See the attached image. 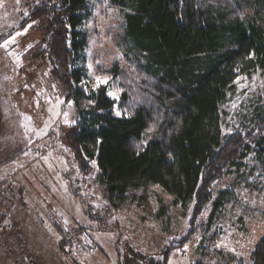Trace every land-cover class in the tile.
I'll return each instance as SVG.
<instances>
[{
    "label": "rangeland",
    "instance_id": "1",
    "mask_svg": "<svg viewBox=\"0 0 264 264\" xmlns=\"http://www.w3.org/2000/svg\"><path fill=\"white\" fill-rule=\"evenodd\" d=\"M47 1L0 0V250L15 252L0 264H130L131 250L159 260L170 248L167 264H253L264 236V170L254 153L213 183L196 219L195 202L182 207L158 185L114 205L98 181L97 161L84 169L68 137L78 110L41 52L46 20L30 19ZM232 1L245 20L263 23L264 0ZM89 9L86 88L109 77L122 115L123 85L135 77L125 12L108 0H91ZM263 102L264 70L241 75L222 106L224 136L264 135L256 124Z\"/></svg>",
    "mask_w": 264,
    "mask_h": 264
},
{
    "label": "trees",
    "instance_id": "2",
    "mask_svg": "<svg viewBox=\"0 0 264 264\" xmlns=\"http://www.w3.org/2000/svg\"><path fill=\"white\" fill-rule=\"evenodd\" d=\"M108 1L125 12V35L135 53L122 115L106 85L86 88L83 27L91 0H48L30 16L46 20L41 52L65 88V101L78 110L68 132L76 157L85 170L97 161L98 181L112 204L158 185L182 207L195 202L196 219L212 198L213 183L251 153L264 170V135L224 136L221 118L236 80L264 70V20H245L232 0ZM84 100L93 104L82 108ZM256 119L264 128V102ZM171 249L159 260L131 250L129 263L167 264ZM252 261L264 264V236Z\"/></svg>",
    "mask_w": 264,
    "mask_h": 264
},
{
    "label": "snow or ice",
    "instance_id": "3",
    "mask_svg": "<svg viewBox=\"0 0 264 264\" xmlns=\"http://www.w3.org/2000/svg\"><path fill=\"white\" fill-rule=\"evenodd\" d=\"M14 39V38H13ZM8 42L9 41H7V40H5L4 41V44L5 45H7L8 44ZM89 67L91 68L92 66L91 65H89ZM96 84H94L93 85V89L95 90V89H97V88H99L101 85H107L108 84V82H109V77H107V76H105V77H99V76H97L96 78ZM122 91V90H121ZM107 95L108 96H110V97H114V98H118V96H117V93H115V92H113V91H111V90H109L108 92H107ZM62 103V102H61ZM69 104H71V102H69ZM121 113L119 112V111H117L116 112V115H120ZM64 116L65 117H67L68 116V113L67 112H65L64 113ZM75 121H72V123H74ZM65 123H68V121L67 120H65ZM92 163H93V165H95V161H92ZM220 245H217V247H219ZM188 246L187 245H185V248H187ZM233 251H235L234 249H233Z\"/></svg>",
    "mask_w": 264,
    "mask_h": 264
},
{
    "label": "crops",
    "instance_id": "4",
    "mask_svg": "<svg viewBox=\"0 0 264 264\" xmlns=\"http://www.w3.org/2000/svg\"><path fill=\"white\" fill-rule=\"evenodd\" d=\"M0 251H1V252H0V256H1V257H3V256L6 257V256H10V255H12V254H13V255L15 254V252H8V251L5 252L4 249H3V250H0ZM1 259H2V258H1Z\"/></svg>",
    "mask_w": 264,
    "mask_h": 264
}]
</instances>
